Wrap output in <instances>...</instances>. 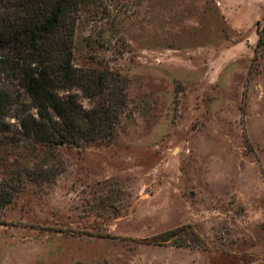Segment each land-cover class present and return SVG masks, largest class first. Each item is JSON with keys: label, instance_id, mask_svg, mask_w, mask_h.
<instances>
[{"label": "rangeland", "instance_id": "obj_1", "mask_svg": "<svg viewBox=\"0 0 264 264\" xmlns=\"http://www.w3.org/2000/svg\"><path fill=\"white\" fill-rule=\"evenodd\" d=\"M72 53L125 103L112 138L47 146L0 49V264H264V0H81Z\"/></svg>", "mask_w": 264, "mask_h": 264}, {"label": "trees", "instance_id": "obj_2", "mask_svg": "<svg viewBox=\"0 0 264 264\" xmlns=\"http://www.w3.org/2000/svg\"><path fill=\"white\" fill-rule=\"evenodd\" d=\"M80 5L81 0H0V49L12 53L10 70L38 110L37 116L21 118V130L25 138L42 145L112 138L125 103L124 88L112 85L106 72L83 70L72 63ZM72 88L97 97V106L84 109L76 95L59 94ZM12 102L11 93L0 89V136L7 130L4 117Z\"/></svg>", "mask_w": 264, "mask_h": 264}]
</instances>
